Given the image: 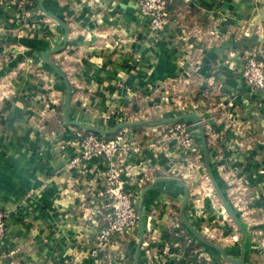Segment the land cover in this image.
I'll return each mask as SVG.
<instances>
[{
  "label": "crops",
  "instance_id": "1",
  "mask_svg": "<svg viewBox=\"0 0 264 264\" xmlns=\"http://www.w3.org/2000/svg\"><path fill=\"white\" fill-rule=\"evenodd\" d=\"M137 1L31 0V29L16 23L12 10H0V210L7 214L0 264H95L89 253L101 216L93 211L103 200L106 164L98 157L71 162L78 134L88 131L65 114L99 129L112 119L146 122L138 117L149 96L159 120L196 107L209 128L203 127L208 157L203 149V160L194 163L193 153L145 125L120 131L141 147L136 158L122 157L143 160L149 174L137 208L153 183L141 216L154 215L157 228L147 233L143 223V240L183 239L181 257L209 264H264V96L240 75L247 53L264 60V35L255 31L264 28V0H170L169 23L158 35L148 32ZM153 141L163 146L150 147ZM207 166L226 200L229 177L242 188L235 204L245 233L224 220L220 231L201 228L218 219L216 201L196 199L208 184L205 175L212 183ZM181 182L189 226L180 214ZM137 230L117 244L126 264H135L139 221ZM138 264H149L141 245Z\"/></svg>",
  "mask_w": 264,
  "mask_h": 264
},
{
  "label": "built area",
  "instance_id": "2",
  "mask_svg": "<svg viewBox=\"0 0 264 264\" xmlns=\"http://www.w3.org/2000/svg\"><path fill=\"white\" fill-rule=\"evenodd\" d=\"M168 2L169 0L137 1L138 12L146 18L150 34L158 35L167 27L169 23V15L166 12ZM31 8V0H0V10H12L15 22L26 29H31ZM242 76L251 91L264 95V60L258 59L255 54L246 57L242 67ZM163 135L165 140L172 139L176 148L189 153L197 152L196 139L182 120L176 122L169 134L164 133ZM78 138L79 154L73 158L72 163L80 159L98 157L106 164L102 172L105 184L103 200L94 205L93 211L101 216V223L96 225L94 246L89 255L94 259L95 264H126L125 252H116L117 244L124 235L136 234L137 192L145 184L149 174L145 171L143 160L137 163L126 162L122 156L131 155L132 158H136L141 147L134 145L132 140L121 135L105 139L88 132L78 134ZM161 144L152 142L149 146L160 149L163 146ZM125 178L128 181H125ZM126 183H129L132 188H128ZM148 226L147 223V233H152L153 230H150ZM6 228L7 214L0 210V241L5 236ZM154 237H146L141 242L149 264H209L196 258L188 259L186 255L181 257L180 255L186 250L181 248L179 239H175L173 243L163 241L152 245Z\"/></svg>",
  "mask_w": 264,
  "mask_h": 264
},
{
  "label": "rangeland",
  "instance_id": "3",
  "mask_svg": "<svg viewBox=\"0 0 264 264\" xmlns=\"http://www.w3.org/2000/svg\"><path fill=\"white\" fill-rule=\"evenodd\" d=\"M247 33H249L250 34V32L252 31V30H245ZM257 33H259L258 35L261 37V35H264V28H262V30L261 29H256L255 30ZM245 33V32H244ZM250 56H252V54H250V53H247L243 58H242V61H241V71H240V75H241V77L243 78V76H242V67H243V65H244V61H245V59H246V57H250ZM257 57V56H256ZM258 58V57H257ZM259 59V58H258ZM244 79V78H243ZM245 81V80H244ZM264 96V95H263ZM152 96H149V97H145V101H148V104L146 105V108H143L144 110H143V113H141L142 115L140 116V117H138V120H140V119H145L146 120V122L147 123H151V124H148V125H145V127H149L148 128V131H150L149 133H153V134H156V135H161V139L160 140H162L163 139V137H164V133H166V134H169L170 133V130L172 129H174V126H175V124H176V122H174V123H168V124H158V123H156L160 118H162V116L161 115H158V113H154V108H152V104H153V100H151L150 98H151ZM151 107V108H150ZM193 108V109H192ZM194 108H196L195 106H190V107H188V106H185L184 107V109H186V112L185 113H193L194 111ZM189 110V111H188ZM140 114V113H139ZM113 120H115V119H112L110 122H108L107 123V121H106V123H104V124H101V126L103 127V128H106V129H110L111 127H113L115 124H113V123H116L117 121H115V122H113ZM117 120V119H116ZM123 121H128L127 119L125 120V119H122ZM183 121V123L186 125V126H188V128H190L189 127V124L191 123H193L192 125H194V124H197V122L193 119V118H186V119H183L182 120ZM201 123H202V125H203V127H205L206 126V123L204 122V124H203V122H202V120H201ZM133 127H131V128H124L123 130H121V131H126V132H129L130 131V129H132ZM206 128H207V130L209 129L208 128V126H206ZM133 130V129H132ZM190 131H191V129H190ZM114 132V131H113ZM112 132V133H113ZM192 132V131H191ZM209 132H210V130H209ZM81 133H85V132H81ZM87 133V132H86ZM123 133V132H122ZM192 134L194 135V137H195V134L192 132ZM163 135V136H162ZM151 137H153L152 135H151ZM159 137V136H158ZM197 138L199 137L200 138V136L198 135V133H197V136H196ZM195 137V139H196V143H197V147H198V149H197V152H194L193 153V155H191L192 157H196L195 159H193L194 160V163H195V160L196 159H198V161L201 163V161L203 160V158H204V155L202 154L203 153V146H202V141L199 139V141L197 140V138ZM156 138V137H155ZM154 138V139H155ZM164 139H165V137H164ZM166 141V143H170V142H172L173 143V145L175 146V144H174V142H173V140L171 139V140H165ZM154 142V141H153ZM152 143V142H151ZM191 177H192V179L194 178V174L192 173L191 174ZM205 177V180L207 181V185H206V189H205V191H200V192H196V194L197 195H199V196H197V198L196 199H199L200 197H201V195H202V197H203V199L205 198V195H206V197H208V199L211 201L212 200V202H215L214 203V209H216L217 210V217H218V219L217 220H215V221H213V223H211V224H205V222H202V226H201V228L204 230V227H206L207 226V228H209V229H213V228H215L216 227V232L219 230V227H218V223L220 222V225H221V221L222 220H224V221H226V224H228V226H230V227H232V229H234L235 228V222H234V220L232 219V217H231V215L229 214V212L225 209V207L223 206V203H222V201H221V199H220V197H219V195L215 192V189L213 188V185H212V183L210 182V180H209V177L208 176H204ZM227 182H228V184H229V186H230V188L232 189V192L231 193H229L228 195H227V202L229 203V205H230V207L232 208V210L234 211V213L238 216V214H239V212H240V209H238V205L240 204V202H241V200L239 199L238 200V196H240L241 194H240V191L242 190V188H237L236 189V182H235V177H229L228 179H227ZM242 184V183H241ZM240 184V185H241ZM225 194V193H224ZM226 198V197H225ZM199 200H201V199H199ZM229 200H231V202L229 201ZM236 202H238L239 204L238 205H236L235 203ZM195 205H192L191 206V210H189V212H188V214H190L191 215V213H192V208L194 207ZM174 218H176V215L174 214ZM158 217V216H157ZM220 219V220H219ZM142 221H143V223L146 225V229H147V223L149 224V226H148V228L150 229V230H153V229H155V228H157V222H156V217H154V215H152V214H150V213H146L144 216H142ZM205 221H207V219H205ZM179 222V221H178ZM175 223V222H174ZM204 224H205V226H204ZM201 225V224H200ZM175 227L177 228V224H175ZM182 230H184L185 228V226L184 225H182ZM138 229V225H137V227H136V234H137V230ZM213 231V230H212ZM220 231V230H219ZM206 233H208V231L206 232ZM216 239H218V238H220L221 237V233L218 235V236H214ZM213 237V238H214ZM1 242V241H0Z\"/></svg>",
  "mask_w": 264,
  "mask_h": 264
},
{
  "label": "water",
  "instance_id": "4",
  "mask_svg": "<svg viewBox=\"0 0 264 264\" xmlns=\"http://www.w3.org/2000/svg\"><path fill=\"white\" fill-rule=\"evenodd\" d=\"M48 55H49V52H43L42 53V58L44 60H48ZM53 65V64H52ZM55 67V69L57 71H60L58 67H56L55 65H53ZM60 74L64 77V75L60 72ZM66 106L68 108L69 106V100L67 98V103H66ZM186 118H193L196 122H197V125L200 129V133H201V139H202V146H203V149H204V153H205V156L208 157V152H207V143H206V137H205V132H204V128H203V125L201 123V120L200 118L198 117L197 114L195 113H184V114H181L177 117H172V118H164V119H161L159 121H157L156 123L158 124H168V123H174V122H178V121H181L183 119H186ZM65 120L69 123V124H72V125H76V126H79L80 128H82L83 130L85 131H88V132H92V133H99L101 135H107V134H111L113 131L117 130V129H123V128H127V127H133V126H140V125H147L149 123L147 122H132V121H128V122H121V123H116L113 127H111L110 129H99V128H94V127H87V126H84L78 122H75V121H69L67 119V116L65 114ZM207 170H208V173H209V176H210V179L212 181V184L214 186V189L216 191V193L219 195L222 203H223V206L225 207V209L229 212V214L231 215L232 219L234 220V222L237 224V226L241 229L242 233H245L242 226H241V223L237 217V215L234 213V211L232 210V208L230 207L229 203L227 202L226 198L224 197V195L222 194L219 186L217 185V182L215 181L213 175H212V172L210 170V168L207 166ZM182 183V182H181ZM185 187V194H184V198H183V203H182V206H181V210H180V214L185 222L186 225L189 226V224L186 222L185 218L183 217V210L187 204V198H188V189L187 187L185 186L184 183H182ZM153 187V183L149 184L148 186H146L142 193H141V200H140V204L137 208V215H138V221H139V224H140V237H139V241H138V245H137V248H136V254H135V264H138V258H139V251H140V245H141V242L143 240V221H142V216H141V208H142V203H143V198H144V195L149 191L151 190Z\"/></svg>",
  "mask_w": 264,
  "mask_h": 264
},
{
  "label": "trees",
  "instance_id": "5",
  "mask_svg": "<svg viewBox=\"0 0 264 264\" xmlns=\"http://www.w3.org/2000/svg\"><path fill=\"white\" fill-rule=\"evenodd\" d=\"M166 12H167V14H169V13L171 12L170 0H169V2H168V4H167ZM259 59H260V58H259ZM196 94H197L196 97H197V99H198L201 93L197 92ZM113 124H115V123H113ZM120 131H121V129H117V130H115L113 133H111V134H107V135H101V134H99V133H94V134H96V135H98V136H100V137H103V138H105V139H112V138H114L115 136H117V135L120 133ZM85 133H86V132H85ZM87 133H88V132H87ZM180 242H181V245H185V243H186L183 239H180Z\"/></svg>",
  "mask_w": 264,
  "mask_h": 264
}]
</instances>
